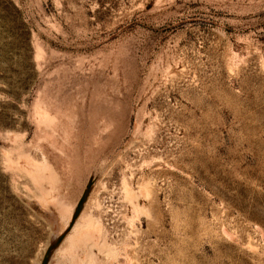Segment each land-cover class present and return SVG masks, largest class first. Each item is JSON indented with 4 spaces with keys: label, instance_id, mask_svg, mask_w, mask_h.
Returning a JSON list of instances; mask_svg holds the SVG:
<instances>
[{
    "label": "rangeland",
    "instance_id": "374dc122",
    "mask_svg": "<svg viewBox=\"0 0 264 264\" xmlns=\"http://www.w3.org/2000/svg\"><path fill=\"white\" fill-rule=\"evenodd\" d=\"M59 236L47 264H264V0H0V264Z\"/></svg>",
    "mask_w": 264,
    "mask_h": 264
},
{
    "label": "bare ground",
    "instance_id": "6f19581e",
    "mask_svg": "<svg viewBox=\"0 0 264 264\" xmlns=\"http://www.w3.org/2000/svg\"><path fill=\"white\" fill-rule=\"evenodd\" d=\"M41 166H42V165H41ZM47 166H48L47 162L44 161V162H43V167H44V169H45V168H48ZM46 170H47V169H46ZM89 186H90V185H89ZM90 187H91V186H90ZM87 190H88V187H87V189H86V191H85V193H84V196H83V198H82V201H84L85 196L87 195ZM88 191H89V190H88ZM75 209H76V210H75L76 212L74 213V215L77 214V213L81 210V203H78ZM73 211H74V210H71V211L68 213V218H69V220L71 219V217H72V215H73V213H72ZM66 215H67V214H66ZM74 218H75V217H74ZM71 222H72V221H71ZM77 222H79V221H77ZM89 222H91V221H89ZM78 224H79V223H76V224H75L73 230L76 229V227L78 226ZM88 224H89V223H88ZM91 224H92V223H90L89 225H91ZM70 227H71V226H70ZM80 230H81V229H80ZM81 231H82V230H81ZM85 231H86V229H85ZM85 231H84V232L82 231L81 234H82V235H83V233L86 234ZM76 236H77V235H76ZM67 237H69L70 239L74 240L73 238H74L75 236H74V234L71 232ZM60 238H61V236H59L54 242L57 243V242H58L57 240L60 239ZM80 238H81V237H80ZM76 240H77V239H76ZM56 241H57V242H56ZM74 242H75V241H74ZM42 262H43V261H42ZM41 264H42V263H41Z\"/></svg>",
    "mask_w": 264,
    "mask_h": 264
},
{
    "label": "water",
    "instance_id": "95a60500",
    "mask_svg": "<svg viewBox=\"0 0 264 264\" xmlns=\"http://www.w3.org/2000/svg\"><path fill=\"white\" fill-rule=\"evenodd\" d=\"M82 200V199H81ZM81 202V201H80ZM61 240H62V237L60 238V239H58L56 242L57 243H55V242H53L52 244H51V246L48 248V250H47V252H46V254H45V257H44V259H43V262H42V264H47L48 263V260H49V257H50V254H51V252H52V250L61 242Z\"/></svg>",
    "mask_w": 264,
    "mask_h": 264
}]
</instances>
